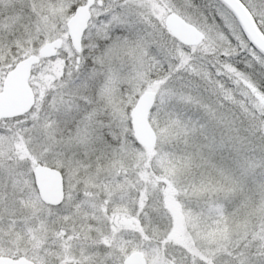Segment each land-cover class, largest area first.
Wrapping results in <instances>:
<instances>
[{"label": "snow or ice", "instance_id": "obj_1", "mask_svg": "<svg viewBox=\"0 0 264 264\" xmlns=\"http://www.w3.org/2000/svg\"><path fill=\"white\" fill-rule=\"evenodd\" d=\"M0 264H264V0H0Z\"/></svg>", "mask_w": 264, "mask_h": 264}]
</instances>
